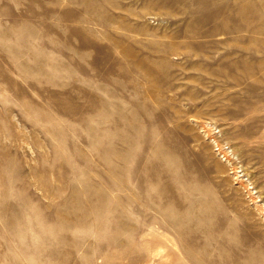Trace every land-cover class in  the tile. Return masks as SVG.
Returning <instances> with one entry per match:
<instances>
[{
  "label": "rangeland",
  "instance_id": "rangeland-1",
  "mask_svg": "<svg viewBox=\"0 0 264 264\" xmlns=\"http://www.w3.org/2000/svg\"><path fill=\"white\" fill-rule=\"evenodd\" d=\"M0 264H264V0H0Z\"/></svg>",
  "mask_w": 264,
  "mask_h": 264
},
{
  "label": "built area",
  "instance_id": "built-area-1",
  "mask_svg": "<svg viewBox=\"0 0 264 264\" xmlns=\"http://www.w3.org/2000/svg\"><path fill=\"white\" fill-rule=\"evenodd\" d=\"M204 132H206V135H208L212 141H213V147L217 155L222 157L223 159L230 160L232 156H234L233 149L231 146L226 143V142H221L216 140L215 137V132L214 128L210 125L208 128L207 127H202Z\"/></svg>",
  "mask_w": 264,
  "mask_h": 264
}]
</instances>
